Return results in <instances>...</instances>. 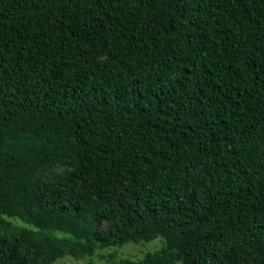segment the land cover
<instances>
[{"label":"trees","instance_id":"16d2710c","mask_svg":"<svg viewBox=\"0 0 264 264\" xmlns=\"http://www.w3.org/2000/svg\"><path fill=\"white\" fill-rule=\"evenodd\" d=\"M159 237L264 264V0H0V264Z\"/></svg>","mask_w":264,"mask_h":264},{"label":"rangeland","instance_id":"374dc122","mask_svg":"<svg viewBox=\"0 0 264 264\" xmlns=\"http://www.w3.org/2000/svg\"><path fill=\"white\" fill-rule=\"evenodd\" d=\"M12 220L20 226H26V223L19 219ZM164 244L165 241L161 237L148 242L130 241L122 246L99 248L93 255H87L80 259L67 254L58 258L54 264H122L125 260L139 261L145 258L147 253L161 250ZM174 264L183 263L177 261Z\"/></svg>","mask_w":264,"mask_h":264}]
</instances>
